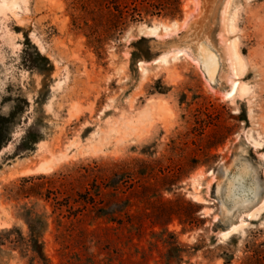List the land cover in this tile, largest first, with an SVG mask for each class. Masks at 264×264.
<instances>
[{
  "label": "rangeland",
  "instance_id": "1",
  "mask_svg": "<svg viewBox=\"0 0 264 264\" xmlns=\"http://www.w3.org/2000/svg\"><path fill=\"white\" fill-rule=\"evenodd\" d=\"M3 1L0 232L27 236L29 209L47 216L52 264H264V0H231L228 19V0H200L187 23L184 0L182 18L128 22L98 49L76 0ZM134 162L144 176L113 179ZM86 191L96 206L76 202ZM167 199L196 222L152 225ZM3 250L0 264H30Z\"/></svg>",
  "mask_w": 264,
  "mask_h": 264
},
{
  "label": "trees",
  "instance_id": "2",
  "mask_svg": "<svg viewBox=\"0 0 264 264\" xmlns=\"http://www.w3.org/2000/svg\"><path fill=\"white\" fill-rule=\"evenodd\" d=\"M78 7L83 12L81 16L84 20V24L88 29L87 37L89 42L95 46L97 49L101 48L103 43L109 39H116L119 34V30L122 29L128 22H135L138 20H143L145 17H165L169 19H179L183 17V3L184 0H76ZM133 56L135 54L133 53ZM238 120L246 119L244 116H237ZM204 123H200V129H204ZM211 144V143H210ZM223 141H217V143H212L209 147H218L222 145ZM199 164V161H194L193 167ZM201 164H206V161H202ZM135 162L127 165H121L119 163L114 164L115 171L113 172V179L117 178V181L123 180L127 177L133 180L132 176L137 175L144 176L145 173L139 172L135 169ZM179 168V167H178ZM175 173H179V169ZM122 176V179L119 177ZM181 174L170 175L169 177H164V181H168L165 185V190L172 191L173 186L177 184L178 178ZM171 177V179H169ZM116 181V182H117ZM118 181V182H119ZM115 183V182H114ZM111 183L106 185V188L111 190H117L118 185ZM96 192V191H95ZM90 191H86L84 194H78L79 199L76 202H81L80 205H92L96 206L95 197H92ZM101 192L99 189L96 196H99ZM94 195V194H93ZM130 200L126 205L130 206ZM174 202L171 200H165L162 203L160 211L158 209H153L151 215L153 214L154 219L151 221L152 225H159L161 229L167 231L165 227L173 217H177L180 223L183 225V230L186 225H191L196 222L197 217L190 215V213H185V211H180ZM103 206H106L103 204ZM125 207V208H126ZM197 211L200 210V206L196 205ZM104 210V209H103ZM126 214V213H125ZM129 214V213H128ZM146 215L149 212L145 213ZM105 213H100L99 216H104ZM130 216V215H129ZM29 233L25 236L19 229L12 227L10 229H4L0 232V257L1 253H5L3 246L9 244L11 250H18L22 256L29 258L30 264H52L50 260L46 257L44 253V242L43 234L48 227L47 216L43 213H38L34 211L26 210L23 214ZM112 222H119L116 219L108 217ZM167 220V223L165 221ZM200 220V219H199ZM136 224L139 225L138 221ZM155 233V232H153ZM171 249L180 250L184 247V244L179 242L176 237V241L170 243ZM257 261L262 260L261 254L257 255ZM181 261V258H179ZM230 259V258H228ZM188 264V263H187Z\"/></svg>",
  "mask_w": 264,
  "mask_h": 264
},
{
  "label": "bare ground",
  "instance_id": "3",
  "mask_svg": "<svg viewBox=\"0 0 264 264\" xmlns=\"http://www.w3.org/2000/svg\"><path fill=\"white\" fill-rule=\"evenodd\" d=\"M194 2V1H193ZM197 2V5H195V6H198L197 8V10H195L194 12H191V13H188V15H187V17H186V20H185V23H187V22H189L190 20H195V19H197V17L199 16V14H200V8H201V6L203 7V3H204V1H203V3L200 5V3H201V1L200 0H197L196 1ZM196 2H194V3H196ZM230 2H231V0H228L227 1V3L225 4V7H223L224 8V10H225V14H227V19H228V15H229V6H230ZM2 6H6V5H8V2H7V0H4L3 2H2V4H1ZM10 5L11 6H16L17 5V1L16 0H12L11 2H10ZM8 7V6H7ZM202 11V10H201ZM226 22H227V20H226ZM184 27V26H183ZM186 27V26H185ZM170 28L169 27H167V29L166 30H169ZM169 36V35H168ZM171 36V35H170ZM230 48H231V54H230V58H231V60L233 61V65L234 66H236L237 68H234V74H233V77H236L237 76V71H238V68H241V57L239 56V54H238V52H237V49H236V46H235V44L234 45H232V46H229ZM174 49V48H173ZM190 50V49H189ZM191 51V50H190ZM192 53V52H191ZM180 54V53H179ZM165 55V54H164ZM170 55V54H169ZM174 57H177V52L175 53V55H174ZM229 57V56H228ZM168 58V57H167ZM160 59V58H159ZM162 60L164 61V62H166V58L164 57V58H162ZM231 60L229 59V61L231 62ZM158 61V60H157ZM229 65H231V64H229ZM228 65V66H229ZM233 65H232V67H233ZM232 71V70H231ZM238 81L237 80H232L231 81V84L229 85L230 86V89H229V92H228V94H229V97H230V95H232L233 93H234V91L236 90V88H237V86H238ZM233 96V95H232ZM147 113H148V110H145V111H143L142 112V117L144 118V117H146L147 116ZM237 226V225H236ZM238 227V226H237ZM236 227V228H237Z\"/></svg>",
  "mask_w": 264,
  "mask_h": 264
},
{
  "label": "water",
  "instance_id": "4",
  "mask_svg": "<svg viewBox=\"0 0 264 264\" xmlns=\"http://www.w3.org/2000/svg\"><path fill=\"white\" fill-rule=\"evenodd\" d=\"M259 202H260V199L257 200V201H256L255 203H253V204L251 203V205H249L247 208L242 207V209L240 210V212H239L238 215L236 216V218H237L236 222L239 221V219H240V215L244 213L243 211H245V210H250L254 204L259 203ZM244 218H247V217H244ZM248 220H252V219H248ZM231 224H233V222H231V223L227 226V229L231 226Z\"/></svg>",
  "mask_w": 264,
  "mask_h": 264
}]
</instances>
